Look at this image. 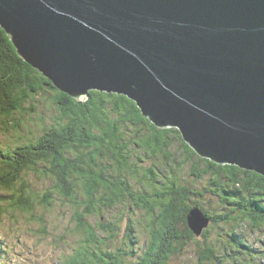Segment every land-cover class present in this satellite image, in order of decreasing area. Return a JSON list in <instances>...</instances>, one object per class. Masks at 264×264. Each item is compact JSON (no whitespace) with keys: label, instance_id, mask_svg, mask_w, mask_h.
<instances>
[{"label":"water","instance_id":"1","mask_svg":"<svg viewBox=\"0 0 264 264\" xmlns=\"http://www.w3.org/2000/svg\"><path fill=\"white\" fill-rule=\"evenodd\" d=\"M0 26L68 94L123 92L200 157L264 176V0H0ZM209 222L186 214L195 235Z\"/></svg>","mask_w":264,"mask_h":264},{"label":"trees","instance_id":"2","mask_svg":"<svg viewBox=\"0 0 264 264\" xmlns=\"http://www.w3.org/2000/svg\"><path fill=\"white\" fill-rule=\"evenodd\" d=\"M45 87L54 89L46 77L17 55L8 36L0 27V89L4 92V94L0 92V114L11 116L17 111L22 112L24 108L21 102L24 96L34 95ZM55 93L57 94L53 97L55 117L52 129L41 135L37 143L24 146L20 144L19 148L18 144H14L9 149H14L15 152L5 151L1 154L0 189L13 187V196H16L10 206L29 212L35 203L42 206L50 204L52 194H57L60 198L66 196L74 199L75 194L73 196L72 189L68 190L67 186L74 185L69 180L74 181L77 171L84 168L82 179H79L82 181L81 186H78L76 191L86 194L82 202L84 206H88L86 210L89 216L93 217L99 210L103 213L104 207H109L105 210L108 212L110 208L120 205H124V208L119 209L124 214L125 208L131 207L132 202L148 215L145 221L143 220L144 228L140 227L139 234L148 231L149 237L141 247L139 261L135 259L127 262L128 264H168L169 254L185 245L189 241L188 236L193 234L186 223L190 197L192 195L197 197L206 191L218 196L224 204L231 207L228 212L217 214L218 217L211 213L210 215L204 209V213L210 218L211 226L203 233H209L211 227L219 220L230 224L233 228L231 233L241 225L247 224L264 230V176L235 165H221L200 157L183 140L177 128L156 127L142 115L135 102L124 95L91 90L87 100L77 101L60 91ZM90 127L104 131L109 138H114V134H118L121 128L130 129L128 140L111 141L110 146L119 152L115 154L106 150L111 155L103 157L105 160L101 162L105 165H102L103 169L111 171L128 165L126 157L120 159L117 156L126 155V150L132 149V145H137L149 158H156L153 162L169 166L166 169L168 175H162L160 181L156 183L158 173L155 169L151 167L142 170L132 169L133 172L129 174L131 177L127 178V181L133 178V190L113 185L118 182L110 181V172L103 176L102 173L93 175L95 173L88 169H92L94 161L100 158L97 156L99 149L94 150L91 147L95 137H91L87 132ZM136 127L140 132L132 133V129ZM175 140L185 159L193 164L194 175L199 179L206 175L210 176L208 179L210 189L204 186L199 190L197 186L195 188L191 186L195 185L194 183L178 182L180 175L170 166V164L173 166L175 161L174 152L170 149L171 147L176 149ZM68 148L69 156L64 154ZM2 160L9 165L8 168L14 173L13 177L7 176V166L1 163ZM23 170L27 175L21 173ZM32 171L38 172L33 174L37 180L32 177ZM46 171L51 172L56 182L43 191L35 190L33 187L39 184V179L45 177ZM42 173L44 175L39 176ZM68 173L70 178L65 181V175ZM30 192L35 195L34 201L29 199ZM129 193H132L133 197H129ZM193 204L196 206L199 203ZM5 205L1 202L3 207L0 206L1 211L5 210ZM75 208L77 213V205ZM79 222L76 229L79 237L81 234L83 237L78 246L66 257L64 264H122L121 261L133 255L127 245L117 247L114 242L117 238L112 231L119 225L120 220L115 218L110 222L107 219L106 222L105 219L104 222L95 221L97 227L81 219ZM180 225H183L185 230H182ZM131 229L127 228L121 244L126 243V238L130 240ZM109 240L113 241L114 248L109 244ZM193 242L199 245L201 250L199 259L217 261L213 239L202 246L199 241ZM238 244L246 248L242 240H239ZM110 249L114 252H109ZM221 252L224 254V247Z\"/></svg>","mask_w":264,"mask_h":264},{"label":"rangeland","instance_id":"3","mask_svg":"<svg viewBox=\"0 0 264 264\" xmlns=\"http://www.w3.org/2000/svg\"><path fill=\"white\" fill-rule=\"evenodd\" d=\"M6 35L8 36V34ZM12 45L16 50V46L13 43ZM17 55L22 60H24L18 53ZM35 69L37 68L35 67ZM46 78L48 80L50 79L48 77ZM49 81L54 89H48L45 87V89L40 90L34 95L29 97L24 96V99L21 102V106L24 108L22 112L17 111L11 116L0 114V157L5 151H10V153L15 152L16 150L9 149L10 146H13L14 144H18L19 148L20 144L21 146H24L37 143L40 140L41 135L52 129L51 127L54 125L53 119L55 117V105L53 104V97L57 94L55 92L60 91L77 101H85L89 97V91H91L90 88L87 89V96L83 100L77 99L76 97L57 87L54 83H52L51 79ZM99 91L103 93L119 94L112 90H109L108 92L105 89ZM0 92L4 94L1 89ZM120 95L126 96L123 94V92ZM134 102L136 104V101ZM87 132L91 134V137H95L93 145H91L92 149H99L97 156H99L100 160L96 162L94 161L93 168L88 169V171L91 170L90 172L95 173L93 175L102 173L103 176L110 172V181L118 182L117 184L113 185H116L119 188L125 186L126 190H133V178L127 181V178L131 177L129 174L133 172L132 169L140 168V170H142L143 168L148 167L155 169L158 173V176L155 178L157 181L156 183L160 181V177L162 175H168V170L166 169L169 166L165 167L161 164L159 165L157 162H153L156 160V158H149L147 155H145L142 148L138 147L137 145H132V149L126 150V155L117 156L120 159H124L126 157L128 165H123L122 167L111 171L103 169L102 165L104 164L101 163L105 161L103 157H105V155H111L107 153L106 150H110L115 154L119 152L117 149L113 148L112 145V147L110 146L111 141L120 142L122 140H128L130 129L126 127L121 128L118 134H114V138H109L107 134L104 133V131L96 129L95 127L88 128ZM137 132H140L137 127L132 129V133ZM174 145L176 146V149L172 147L170 149L174 152L175 161L173 166L171 164L170 166L171 169L180 175L178 182L181 181L182 183V181H185L188 183H194L195 185L191 186L194 188L197 186L199 190H202L204 186H208L210 189L211 187H209L208 182L210 176L206 175L202 179L197 178L194 175V170H192L193 164L190 160L185 159V156L182 154L180 146L176 140ZM69 150L70 149L68 148L64 154L69 156ZM139 152H141L140 156ZM1 163L7 166V176L13 177L14 173L10 170V168H8L9 165L3 160ZM84 171V168L79 169L75 174L76 179L74 181L69 180V182H72L74 185L67 186V189H72L71 193L73 196L75 194L74 199H69L66 196H61L62 198H60L57 194H52V197L50 198V204L42 206L35 203L34 208L29 212L16 206H10L11 201L16 198L15 195L13 196V187L0 189V206L1 202L6 204L5 210H0V258L2 259L0 264H64L63 262L65 261L66 257L72 253L75 247L78 246L80 239L83 237V234H81L79 237V233L76 229V225L80 223V219L89 223H93L97 227L95 221L104 222L105 219L106 222L107 219L110 222L115 218L120 220V223L117 227H114L115 229L112 231L118 240H115L114 242H116L117 247L127 245V247L130 248L133 253L131 257L121 261L122 264H128L135 259L139 261L140 255L142 253L141 247L149 237L148 231L143 232V234H139L141 232L140 227L144 228V219L148 215L145 211L135 206L132 202L131 207L125 208L124 214L119 211L121 207L124 208V205H120L110 208L108 212L105 210L109 207H104L102 208L103 213L99 210V212L95 213L93 217H91V215L89 216V213L86 210L88 206H84L82 202V198H84L86 194L81 191H76L78 186H81L82 181L79 179H82V173ZM21 173H23V175H27L24 170ZM34 173L33 171L31 173L33 178ZM45 173V177L39 179V184L33 187L35 190L43 191L44 188L48 189L50 184H54V181L56 182V178L50 174L51 172L46 171ZM42 175H44V173L39 176ZM69 175L70 173L65 175V181L70 178ZM212 188L214 189V186ZM30 195L31 196L29 199L34 201L35 195L32 192H30ZM128 195L129 197H133L132 193H129ZM26 198H28L27 195ZM72 201L76 202V204ZM195 202L201 205L199 206L198 204L196 207L202 210H207L209 214H214L215 217H218V215L221 213L228 212L231 207L230 205L224 204L218 196L212 194L210 191H206L197 197L193 195L190 197V207L188 208L187 213L190 209L195 207L193 204ZM76 205L78 207L77 213L75 211ZM156 212L158 213L159 211L156 210ZM140 222L142 223L139 224ZM180 223L182 222L180 221ZM208 226H211V222L208 224ZM208 226L204 228L200 235H195L192 232L193 234L188 236L189 241L185 245L177 248L172 254H169L170 256L167 257V263L205 264L206 262V264H264L263 229H257L255 226L247 224L245 226L241 225V227L237 228L233 233H231L233 228H231L230 224L219 220L216 221V225L211 227V231L209 233H203L205 229L209 228ZM180 227L182 230H185L183 225H180ZM127 228L131 229V233H129L130 240L126 238V243L121 244V241L124 239V235L127 232ZM97 229L100 230L99 228ZM103 235L105 234L103 233ZM211 239L214 241L216 254L218 256V259L215 262L211 260L199 259L201 250L199 245L193 242L199 241L200 245L202 246L210 243ZM239 240H242V244H244L246 248L239 246ZM108 242L110 245L113 243L111 240ZM111 247L114 248V245L112 244ZM223 247L225 255L221 252ZM109 252L113 253L114 251L113 249H110ZM197 259L201 260L202 262H198Z\"/></svg>","mask_w":264,"mask_h":264},{"label":"bare ground","instance_id":"4","mask_svg":"<svg viewBox=\"0 0 264 264\" xmlns=\"http://www.w3.org/2000/svg\"><path fill=\"white\" fill-rule=\"evenodd\" d=\"M50 80V79H49ZM202 210V209H201ZM204 210V209H203ZM202 210V213H204V211ZM205 214V213H204ZM206 215V214H205ZM207 216V215H206ZM209 218V217H208ZM210 219V218H209ZM210 223V222H209ZM209 227V226H208ZM204 230V229H203ZM199 237V236H198ZM227 245V244H226ZM121 247V246H120ZM215 250V249H214Z\"/></svg>","mask_w":264,"mask_h":264}]
</instances>
